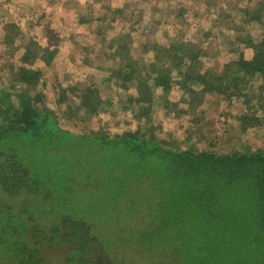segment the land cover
<instances>
[{"label":"trees","instance_id":"16d2710c","mask_svg":"<svg viewBox=\"0 0 264 264\" xmlns=\"http://www.w3.org/2000/svg\"><path fill=\"white\" fill-rule=\"evenodd\" d=\"M261 18L250 59L239 54L217 84L198 70L186 79L228 98L247 76L264 82ZM180 45L182 62L191 50ZM35 52L26 46L0 89V194L21 197L16 205L0 201V264H264V148L170 147L156 127L145 135L142 122L109 136L69 131L60 121L66 111L46 106L42 70L29 67ZM149 66L151 85H138L170 89L169 71ZM94 94L95 104L85 100ZM79 97L80 108L101 103L93 87ZM239 121L242 131L264 126L254 113Z\"/></svg>","mask_w":264,"mask_h":264},{"label":"rangeland","instance_id":"374dc122","mask_svg":"<svg viewBox=\"0 0 264 264\" xmlns=\"http://www.w3.org/2000/svg\"><path fill=\"white\" fill-rule=\"evenodd\" d=\"M256 16L264 19V0H0V89L8 88L26 46H33L29 67L42 70L46 106L61 116L66 111L60 121L69 131L109 136L142 122L145 135L156 127L170 147L220 153L264 148V126L242 131L239 121L246 112L264 118L259 77L239 80L231 98L186 79V72L198 70L217 84L235 71L239 54L250 59L262 34ZM180 44L191 50L182 62ZM152 62L169 71L170 89L138 85H151ZM86 87L101 99L90 109L80 108L79 91ZM85 100L95 104L97 98ZM20 200L0 194L4 203ZM108 217L104 213L102 222Z\"/></svg>","mask_w":264,"mask_h":264},{"label":"crops","instance_id":"0c3cea01","mask_svg":"<svg viewBox=\"0 0 264 264\" xmlns=\"http://www.w3.org/2000/svg\"><path fill=\"white\" fill-rule=\"evenodd\" d=\"M262 127V126H261Z\"/></svg>","mask_w":264,"mask_h":264}]
</instances>
